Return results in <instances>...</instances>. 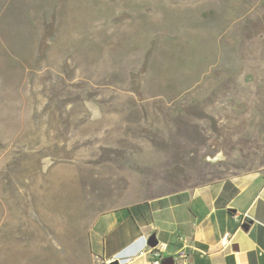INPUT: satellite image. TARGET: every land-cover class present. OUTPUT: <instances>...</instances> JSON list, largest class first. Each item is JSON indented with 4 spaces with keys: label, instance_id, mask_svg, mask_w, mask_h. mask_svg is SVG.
<instances>
[{
    "label": "rangeland",
    "instance_id": "rangeland-1",
    "mask_svg": "<svg viewBox=\"0 0 264 264\" xmlns=\"http://www.w3.org/2000/svg\"><path fill=\"white\" fill-rule=\"evenodd\" d=\"M263 169L264 0H0V264H93L100 215Z\"/></svg>",
    "mask_w": 264,
    "mask_h": 264
},
{
    "label": "crops",
    "instance_id": "crops-1",
    "mask_svg": "<svg viewBox=\"0 0 264 264\" xmlns=\"http://www.w3.org/2000/svg\"><path fill=\"white\" fill-rule=\"evenodd\" d=\"M139 203L148 204L96 219L88 238L93 264H264V169ZM226 233L232 242L223 247ZM153 234L159 243L150 247ZM162 246L156 257L153 248Z\"/></svg>",
    "mask_w": 264,
    "mask_h": 264
},
{
    "label": "built area",
    "instance_id": "built-area-1",
    "mask_svg": "<svg viewBox=\"0 0 264 264\" xmlns=\"http://www.w3.org/2000/svg\"><path fill=\"white\" fill-rule=\"evenodd\" d=\"M232 242V235L230 233H226L223 235L222 239H221V245L223 247H227L231 244ZM165 248V246H162L161 248H153V252L155 254L156 257L160 256L161 251ZM180 257L182 258H187L188 254L186 252V250H181L179 253ZM153 264H161L160 260H154Z\"/></svg>",
    "mask_w": 264,
    "mask_h": 264
},
{
    "label": "water",
    "instance_id": "water-1",
    "mask_svg": "<svg viewBox=\"0 0 264 264\" xmlns=\"http://www.w3.org/2000/svg\"><path fill=\"white\" fill-rule=\"evenodd\" d=\"M92 110H94L95 112V115H94V118H98L100 116V114L98 113V108L96 106H90ZM148 245L150 247H155L158 245L159 241L156 237L155 234H153L149 239H148ZM111 264H117V263H111Z\"/></svg>",
    "mask_w": 264,
    "mask_h": 264
},
{
    "label": "trees",
    "instance_id": "trees-1",
    "mask_svg": "<svg viewBox=\"0 0 264 264\" xmlns=\"http://www.w3.org/2000/svg\"><path fill=\"white\" fill-rule=\"evenodd\" d=\"M239 175V174H238ZM148 203H142V204H140V203H137V204H135V205H130V206H128V207H125V209L130 213V214H135V209H137V208H140L141 206H144V205H147ZM124 208V207H123Z\"/></svg>",
    "mask_w": 264,
    "mask_h": 264
},
{
    "label": "flooded vegetation",
    "instance_id": "flooded-vegetation-1",
    "mask_svg": "<svg viewBox=\"0 0 264 264\" xmlns=\"http://www.w3.org/2000/svg\"><path fill=\"white\" fill-rule=\"evenodd\" d=\"M216 148V146H213V149H215ZM218 154V153H217ZM217 154H216V156H217ZM216 156H214V157H216ZM214 157H211V156H207V160L208 161H212V159L214 158ZM202 185V184H201ZM199 186V185H198ZM197 187V186H196Z\"/></svg>",
    "mask_w": 264,
    "mask_h": 264
}]
</instances>
